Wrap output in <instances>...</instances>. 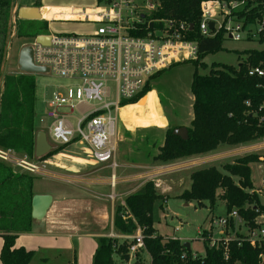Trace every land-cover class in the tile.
I'll list each match as a JSON object with an SVG mask.
<instances>
[{
	"label": "trees",
	"instance_id": "16d2710c",
	"mask_svg": "<svg viewBox=\"0 0 264 264\" xmlns=\"http://www.w3.org/2000/svg\"><path fill=\"white\" fill-rule=\"evenodd\" d=\"M151 1L158 4V12L152 14V18L175 20L193 26L188 39L199 44V58L190 62L195 71L191 84L193 119L187 128L188 138L183 141L173 135L175 130L183 127L169 126L163 142L152 145L158 151L152 155V162L170 164L181 159L209 155L224 147L250 146L264 139V79L248 75L249 69L264 67V52H246L245 60L237 67L212 64L208 68L203 60L222 52L224 41L221 36L202 39L199 35L200 5L204 0ZM101 2L98 0V4ZM14 3L13 0H0V84L12 35ZM36 6H41V0H37ZM41 36H48L46 25L43 31L38 29L29 38L35 40ZM199 69L208 70V73L201 74ZM161 73L151 78L136 98L122 102L121 107L136 105L147 96L152 91L151 80ZM35 97L34 81L28 75H21L12 92L3 97L0 116V148L26 155L30 159L36 158V135L39 132L35 126ZM64 148L51 152L39 161ZM261 163L262 156L249 154L223 165L221 169L225 174L215 166L194 170L190 175V189L178 199L194 203L199 209L210 208L211 214L220 201L225 204L226 214L236 210L247 227L256 228V219L264 214V204L255 192L251 166ZM34 182L35 178L16 172L0 161L1 264H31L34 258L35 252L16 247L19 235L31 234L33 231L31 202L35 196ZM161 199L164 197L158 192L155 182L149 181L138 192L128 196L123 206L116 208L113 222L118 236L132 237L138 228L143 229L144 244L151 264H264V249L254 248L244 242L241 240L243 235L239 233L236 234L238 239L232 240L227 246L219 242L214 248H209L207 240L204 242L203 256L192 255V251L177 240L165 241L154 230L151 220L153 202ZM231 229L236 231L232 224ZM210 236L211 231L202 232L205 239ZM121 240L98 239L92 264H117L116 257L128 264L129 243Z\"/></svg>",
	"mask_w": 264,
	"mask_h": 264
},
{
	"label": "built area",
	"instance_id": "2783aa9c",
	"mask_svg": "<svg viewBox=\"0 0 264 264\" xmlns=\"http://www.w3.org/2000/svg\"><path fill=\"white\" fill-rule=\"evenodd\" d=\"M43 11L42 19L48 22H82L97 27L82 36L48 35V46L34 40V65L73 82L64 88V93L56 92L48 100L46 115L39 122L49 120L46 133L49 144L84 145L92 151L98 164H110L115 171V156L121 141L122 102L141 94L158 73L199 58V44L188 39L194 28L185 22L152 18L158 12V4L151 0H102L94 9L56 14L47 10L46 15ZM200 12L198 32L202 39L221 36L224 42L256 43L264 48V0H204ZM248 75L264 79V67H253ZM83 106L89 108L83 109ZM258 142L242 146L240 150L259 154L264 163V139ZM0 161L31 177L47 174L38 160L12 150L0 148ZM231 224L236 231L243 230L241 240L264 249V214L256 219V228L251 229L236 210L223 217H212L211 236L205 239L201 234L202 242L208 240L209 248H214L219 242L227 246L237 240V237L225 236L228 230L232 231ZM214 229L221 230L220 236H214ZM121 238L134 241L129 247L130 259L144 247L142 228L133 237Z\"/></svg>",
	"mask_w": 264,
	"mask_h": 264
},
{
	"label": "rangeland",
	"instance_id": "374dc122",
	"mask_svg": "<svg viewBox=\"0 0 264 264\" xmlns=\"http://www.w3.org/2000/svg\"><path fill=\"white\" fill-rule=\"evenodd\" d=\"M24 1L25 0H21V3H24ZM72 1L81 2L83 0ZM60 4L64 5L66 4V2L59 0L44 1V5L46 6H54ZM35 8H37L42 14V6H36ZM12 24V35L10 38V42L8 43L9 76L7 75L8 77H6L4 85L1 81L0 97L2 96V93L4 97L6 93L12 92L16 85L17 79L21 77V72L18 65L19 57L23 48L32 46L34 43V40L29 38L30 34H32L33 32H37L38 29L43 31L45 25L46 32L50 36H82L91 33L97 27L95 25L82 22L55 21L49 23L44 19H41L40 21H36L34 23H30L28 21L20 20L14 15ZM16 35L17 37H15ZM223 48L224 49L222 52L216 55L208 56L203 60V62L207 64L208 68L211 67L212 64H222L225 66L237 67L243 60H245L246 52L264 50L262 46L256 43H235L229 41L224 42ZM194 71L195 68L192 63L180 64L162 72L159 77L151 80V88L152 91H154L157 95L158 101L155 95L151 94L148 97L142 99L139 104L124 108L121 111L122 121L126 126V129H124V134H130L131 136L134 135L138 137V139H140L143 135L138 133L139 127L143 129L152 128L154 132H152L153 134L150 135L151 138L149 137V139H154V144L157 143L158 145H160L163 142L165 133L169 126L188 128L193 116L192 105L194 99L191 93V84ZM199 71L201 74L208 73V70L204 71L199 69ZM15 73H18L20 75L14 76L13 74ZM30 77L35 83L36 91L35 101L37 122L35 126L37 131L47 133V123L49 122V120H46V123L41 124L39 122V119L45 117L46 115L48 100H50L56 92L64 93V88L73 85V82L57 78L51 73L30 75ZM131 136L128 135V138ZM50 146L54 148L55 145L50 144ZM119 146L117 152V164L120 165L121 160L124 157L132 156V153L128 151V149H126V146ZM241 148L242 147L227 148L211 153L215 155L210 157L209 162L204 163L202 166L192 168V171H190V173L194 170L215 166L218 168V170L225 174V172L221 169L223 165L231 164L237 158L244 157L249 154L248 150L242 151L240 150ZM65 149L67 152H70L72 154L79 153L83 156H91L90 151L87 149V147H81L79 146V144H71L67 146V148H64L62 150ZM143 149L148 152L150 151V154L152 155H156L158 153L157 148H148L147 146H145ZM21 156L23 155L21 154ZM35 159L39 161V159ZM133 159L135 161H141V159L136 158V155H133ZM45 161L46 159L42 162L39 161V164L45 166ZM185 170L186 169L181 171L182 173L180 174L182 175L178 177V180L176 182L170 183L171 185L176 183L180 186V189L176 188L174 190H169L170 193H168V195H163L164 199L155 200L153 202L151 214L152 226L157 234L164 238L165 241L177 240L183 244H189L192 255L198 253L203 256L205 249L204 243L199 241V231H210V219L212 217L219 218L225 216V205L219 201L213 213L211 214L210 208L199 209L195 207L194 203H186L181 199L175 198L174 196L177 193L182 192L188 187L189 178L186 175L188 173V169L186 170V172ZM263 170V165H252V181L256 185V188L254 187L255 190L259 193L262 191L258 186L261 180L264 178ZM15 171L18 172V170ZM112 174L113 170L109 169L107 170V172L103 173V176L112 178ZM120 174L121 169L119 168L116 172L117 177H115L116 185L120 181ZM33 178H35L34 191L38 193H46V195H49V191L47 190L50 188L48 187L50 186V180H48L50 178L47 177V174L45 177L34 176ZM111 178L108 183L111 182ZM71 179L72 178H70L69 180L72 181ZM234 180L236 183L238 182L237 179ZM73 184L74 183L70 185ZM112 191L113 190H111L110 187H107L105 189V193L107 195L112 194ZM120 191L121 187L118 184L115 193H117L118 195ZM50 192H53L58 199L60 194L56 191L55 188L50 190ZM119 205V203H116L115 209ZM45 221L46 219L41 221L38 225V227L42 230H45L47 228ZM85 221L89 223V217H86V219L83 220V224H78V222H76L75 224L78 226H85L87 225ZM220 231L221 230L219 229H214L212 232L215 237H218L220 236ZM242 231L243 230H240L239 232ZM237 233L238 231L234 232L228 230L227 233H225V236L234 238L237 237ZM96 241L97 240H91V243L95 244L97 243ZM125 241L129 243V247H131V245H133L134 243L132 239ZM39 243L36 244V248H33L36 253L31 264H75V260L76 264H87L88 262V264L91 263L89 257L91 251L89 245L90 242H83L82 244H80L81 241L79 240V237H67L65 240L55 242L43 240L41 241V244ZM115 260L117 261V264H126L120 262L117 257L115 258ZM128 264H151V260L146 251L145 244L144 247L141 248L136 253V255L130 259Z\"/></svg>",
	"mask_w": 264,
	"mask_h": 264
},
{
	"label": "crops",
	"instance_id": "0c3cea01",
	"mask_svg": "<svg viewBox=\"0 0 264 264\" xmlns=\"http://www.w3.org/2000/svg\"><path fill=\"white\" fill-rule=\"evenodd\" d=\"M17 1L18 0H13V2H15L13 11L14 16L17 10ZM44 1L45 0H41V6L43 8L42 10H44V15L47 14V10H52L50 11V13L55 12L56 14V12H66L70 10L94 9L98 5V0H83L81 2L72 0H59L66 2V4L54 6H46L44 5ZM36 2L37 0H25L24 3H21V0H19L18 8H35ZM13 75L18 76L20 74L15 73ZM151 94H154L158 101L157 95L154 91L148 93V95L144 98L148 97ZM140 102L141 100L137 104H139ZM129 106L135 105L125 106L123 107V109ZM82 108L86 109L89 108V106H83ZM120 120L121 125L119 128V135L121 139V145H119L126 146V149H128V151L132 153V156L124 157L121 160L120 165L117 164V154L115 156V163L117 165V168L115 171H113V174L111 175L112 178H110L113 180V178L117 177L116 172L119 168L121 169L119 178L120 181L118 182L121 187V191L119 192V194L117 195V193H115L118 184L116 185L115 183V186H111L112 180L108 183L110 178L103 176V173L107 172V170L109 169H112L111 165L98 164L94 160L92 151L88 147L87 149L91 154L90 157L83 156L79 153L72 154L70 152H67L66 149L57 152L53 156L47 158L45 161V168L47 167V177L50 178L48 179L50 180V186H48L50 188L47 191H49V196L53 198L51 208L45 217L47 228L45 230L40 229L38 225L41 221H34L33 231L31 234H22L18 236V239L16 241L17 248L22 247L28 251H33L36 253L33 248H36V244L39 242V244H41V241L43 240L55 242L65 240L67 237H79V240L81 241L80 244H82L83 242H90L89 245L91 251L89 257L91 262L90 264H92L93 256L98 245L97 243L92 244L91 240H98L101 238L121 239V237L115 236L116 233L113 227L116 203H119L121 206H123L128 196L138 192L149 181H153L156 183V187L157 189H159V192L161 191L160 193L162 195H168V193H170L169 190H174L176 188L180 189V186L176 183H174L173 185H171L170 183L176 182L178 180V177L182 175L180 174L182 173L181 171L184 169H188V173L186 175L189 178V184L186 189L174 196L178 199L185 191H188L191 187L190 171H192V168L202 166L204 163L210 161V157L215 155L209 154L204 156H195L188 159H181L165 165L154 164L152 162V154H150L151 152L145 151L143 149L145 146H147L148 148H152L154 139H149V137L151 134H153L152 132H154V130H152V128L143 129L141 127H137L138 133L142 134L143 136L138 139V137L128 134L129 136H131L128 138V135L124 134V129H126V126L122 121L121 114ZM79 146L84 147V145L80 144ZM60 148L61 147L54 146V148L51 147V150L53 152ZM227 148L229 147H224L219 150H224ZM133 155H136V158L141 159V161H135L133 159ZM259 165L264 166V163H261ZM70 178H72V181L69 180ZM263 179L258 186L262 190L260 192L261 195L257 194L260 197L262 204H264V186L262 185ZM72 183L74 184L70 185ZM166 183L169 185H167ZM107 187H110V189L113 190L112 194L107 195L105 193V189ZM254 187L256 188L255 184ZM54 188L60 194L58 199L54 194L55 190L54 193L50 192V190ZM33 192H35L34 188ZM256 193L259 192L256 191ZM36 195L47 196L46 193L38 192H35V196ZM86 217H89V223L85 221L87 225L78 226L75 224L76 222H78V224H83V220L86 219ZM202 232V230L199 231L200 242H202ZM239 234L241 235L242 233L240 232ZM0 246L1 252L3 246V240L1 237Z\"/></svg>",
	"mask_w": 264,
	"mask_h": 264
},
{
	"label": "water",
	"instance_id": "95a60500",
	"mask_svg": "<svg viewBox=\"0 0 264 264\" xmlns=\"http://www.w3.org/2000/svg\"><path fill=\"white\" fill-rule=\"evenodd\" d=\"M19 7V0L17 1V10L15 17H18L20 20L24 21H40L42 19V16L37 8H18ZM193 28V26H191ZM210 28L213 29V24L210 25ZM36 43L48 46L50 43V38L48 36H41L36 39ZM19 70L21 72V75H37V74H48L49 70L45 68H39L34 65L33 61V48L32 46H27L22 49L20 57H19ZM9 70V58L7 59L6 66L4 69L3 74V80L2 83L4 85L5 79L8 75ZM3 99V93L0 97V116H1V103ZM174 136L179 137L183 141L187 140L188 138V130L187 128H180L174 131ZM51 146L48 142L47 135L45 132H38L36 135V146H35V157L37 159L45 158L48 154L51 153ZM53 202V198L49 195L47 196H41L36 195L33 197L31 202L32 207V219L34 221H43L48 213V211L51 208ZM184 248L187 250L190 249L189 244H185Z\"/></svg>",
	"mask_w": 264,
	"mask_h": 264
}]
</instances>
